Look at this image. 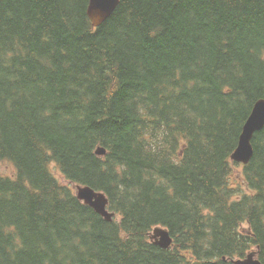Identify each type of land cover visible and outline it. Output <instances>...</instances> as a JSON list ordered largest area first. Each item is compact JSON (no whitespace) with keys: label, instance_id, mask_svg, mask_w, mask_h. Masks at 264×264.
Segmentation results:
<instances>
[{"label":"trees","instance_id":"1","mask_svg":"<svg viewBox=\"0 0 264 264\" xmlns=\"http://www.w3.org/2000/svg\"><path fill=\"white\" fill-rule=\"evenodd\" d=\"M88 5L0 0V264H264V130L231 159L264 99V0H121L98 28Z\"/></svg>","mask_w":264,"mask_h":264},{"label":"water","instance_id":"2","mask_svg":"<svg viewBox=\"0 0 264 264\" xmlns=\"http://www.w3.org/2000/svg\"><path fill=\"white\" fill-rule=\"evenodd\" d=\"M121 0H89L87 15L94 28L100 27L115 12ZM264 130V99L256 102L254 109L243 126L239 143L231 156L232 161L239 164L248 165L254 156L253 140L257 133ZM98 156L106 155V150L99 147L96 150ZM76 196L84 204L90 206L97 214L106 221L111 222L115 213L110 212L109 200L102 192H97L88 186H76ZM161 240L155 244L162 248H169L172 238L168 231H159ZM233 264H262L255 253H251L244 259L234 260Z\"/></svg>","mask_w":264,"mask_h":264},{"label":"rangeland","instance_id":"3","mask_svg":"<svg viewBox=\"0 0 264 264\" xmlns=\"http://www.w3.org/2000/svg\"><path fill=\"white\" fill-rule=\"evenodd\" d=\"M0 174L3 176H12L14 174V169L12 167V165L8 164V163H1L0 161ZM63 183L70 186L71 188L74 189V192L76 191L75 186L71 183H68L66 181L63 180ZM117 220H119L117 218ZM158 229V228H155ZM151 240L158 242L161 240V236L157 235V233H155L154 231H152V235H151Z\"/></svg>","mask_w":264,"mask_h":264},{"label":"bare ground","instance_id":"4","mask_svg":"<svg viewBox=\"0 0 264 264\" xmlns=\"http://www.w3.org/2000/svg\"><path fill=\"white\" fill-rule=\"evenodd\" d=\"M254 109V108H253ZM253 111V110H252ZM252 113V112H251ZM251 115V114H250ZM246 123V122H245ZM245 125V124H244ZM243 130V129H242ZM105 156V155H104ZM100 157H102V156H100ZM89 187V186H88Z\"/></svg>","mask_w":264,"mask_h":264}]
</instances>
